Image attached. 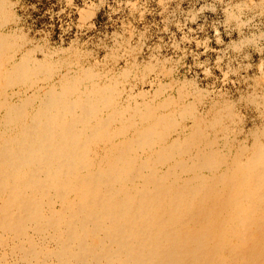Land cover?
I'll return each instance as SVG.
<instances>
[{
  "label": "rangeland",
  "instance_id": "rangeland-1",
  "mask_svg": "<svg viewBox=\"0 0 264 264\" xmlns=\"http://www.w3.org/2000/svg\"><path fill=\"white\" fill-rule=\"evenodd\" d=\"M70 85L78 109L49 100L42 115L59 126L77 117L72 125L88 130L83 157L63 187L45 176L53 189L28 210L8 209L0 194V264L187 257L184 234L205 218L215 235L198 261L264 264V0H0V149L31 124L45 94ZM16 106L24 118L14 128ZM30 128L40 141V127ZM101 174L107 187L92 182ZM81 208L98 211V229L88 223L67 237L66 215ZM114 219L123 237L110 244Z\"/></svg>",
  "mask_w": 264,
  "mask_h": 264
},
{
  "label": "bare ground",
  "instance_id": "bare-ground-1",
  "mask_svg": "<svg viewBox=\"0 0 264 264\" xmlns=\"http://www.w3.org/2000/svg\"><path fill=\"white\" fill-rule=\"evenodd\" d=\"M74 65V64H73ZM80 68V67H79ZM77 69V68H76ZM70 70V69H69ZM68 71V70H67ZM97 76V75H95ZM74 77V76H73ZM81 78V77H80ZM90 78V77H89ZM92 78V77H91ZM84 79V78H83ZM94 79V78H93ZM81 80V79H79ZM92 80V79H91ZM55 82V81H54ZM79 83V82H78ZM75 84V83H73ZM68 86V84H67ZM81 86V85H80ZM84 86V85H83ZM71 87V85H70ZM69 87V88H70ZM77 87V86H76ZM79 87V86H78ZM4 88V87H3ZM65 88V87H63ZM62 89V88H60ZM87 89V88H85ZM63 90V89H62ZM97 90V89H96ZM103 90V89H102ZM112 90V89H111ZM45 91V90H44ZM83 91V90H82ZM100 91V90H99ZM105 92V91H104ZM59 93H63V94H59ZM54 96L51 94H45L46 98H44V100H42L40 107L36 108L35 112H34V116L31 118L32 122H31V127H33V130L35 126H39V130L38 132L41 134L40 136V141L39 140H34V134L32 135L33 131L30 128L29 124H16L19 123L20 120H23L24 116H23V111L21 110V108H19L18 106H16V114L13 116H8L9 117V121H12V124H14V128L15 125L19 127V130L17 131V129H13L12 132L15 134V137H11V139H7L8 141H6V145L0 149V194H4L5 192H7V198L9 199V203H7L8 209H13L15 208L16 203H18V205H20L21 208L23 209H30L31 208V204L33 205L35 203V194L37 193L38 195H47V189H53L49 184L43 182V178L45 176H47L46 178H53V181L51 182L52 184H56L58 185V189L62 186V183H60V178L61 176H64V171L69 168V166H72V164L75 163V161H79L80 158L82 159L83 157V153H81V155L79 154L80 146L83 145L82 140H84V135L86 133V129H84V126H82L81 128L77 129L76 127H74L72 124H77V120H75L76 118L71 120H67L65 122H63L61 124V120L59 118V122H60V126L55 124L56 119L53 118H45L46 116L42 115V111L44 112L45 110H48L49 108H53L52 105L48 103L49 100H54L56 103V107L62 105L63 103H66L68 106H63L61 107L62 110H65L66 108L69 109H78V107H75L71 104V98L74 99V94L75 91L73 89V87H71L68 91L63 90V91H55ZM99 94V93H98ZM104 94V93H103ZM100 94V95H103ZM15 95V94H14ZM44 95V97H45ZM118 95V94H117ZM49 96V97H48ZM104 96V95H103ZM48 97V98H47ZM55 97V98H54ZM84 98V97H83ZM88 98V97H87ZM86 98V100H87ZM100 98V97H99ZM48 101V102H47ZM77 102V101H76ZM81 102V101H80ZM89 102V101H88ZM91 102V101H90ZM104 102V101H103ZM26 103V102H25ZM61 103V104H59ZM75 103V102H74ZM95 104V103H93ZM85 105V104H84ZM87 105V103H86ZM90 105V104H89ZM80 107V105H78ZM91 106V105H90ZM83 108V114L82 116L89 118H93L94 114L91 113V111H93L94 109L91 108H86V107H82ZM100 108V107H99ZM107 108V107H106ZM98 110V108H96ZM96 109L94 111H96ZM62 110H58V112L61 114L60 111ZM52 111V110H51ZM80 111V110H79ZM78 111V112H79ZM99 111V110H98ZM26 112V111H25ZM82 112V109L81 111ZM29 113V112H28ZM66 113V112H65ZM76 113V112H75ZM32 114V113H31ZM48 114V113H47ZM67 114L72 115L70 112L67 111ZM81 115V114H80ZM93 115V116H92ZM98 115V114H97ZM100 115V114H99ZM102 115V114H101ZM30 116V115H29ZM64 116V115H63ZM182 116V115H181ZM20 117V118H19ZM73 117V116H72ZM95 117V116H94ZM99 117V116H97ZM83 118V117H82ZM66 119V118H65ZM4 120V119H3ZM87 120V119H86ZM2 121V120H0ZM88 121V120H87ZM102 121V120H100ZM86 122V121H85ZM90 122V121H89ZM87 122V123H89ZM106 122V121H105ZM6 123V121L4 122ZM58 123V121H57ZM80 123V122H79ZM78 123V124H79ZM99 123V122H98ZM104 123V120H103ZM107 123V122H106ZM50 124V125H49ZM101 124V123H100ZM211 124V123H210ZM8 125V124H7ZM73 126V127H70ZM103 125V124H102ZM12 126V127H13ZM51 126V127H50ZM100 126V125H99ZM7 128V127H5ZM86 128V127H85ZM90 128L94 129L95 128V122H91L90 123ZM89 128V130H90ZM98 128V127H97ZM78 130V133L76 134ZM36 131V130H35ZM75 131V132H73ZM110 131V130H109ZM90 132V131H89ZM134 132V131H133ZM165 132V131H164ZM17 133V134H16ZM75 133V135H74ZM94 133V131H93ZM80 135V137H79ZM53 136V137H51ZM75 136V137H73ZM206 136V135H205ZM6 137V136H4ZM39 137V136H38ZM86 137V136H85ZM91 137V135H90ZM207 137V136H206ZM8 138V136H7ZM87 138V137H86ZM211 139V138H210ZM88 140V139H87ZM86 140V141H87ZM37 141V142H36ZM209 141V140H208ZM211 142V141H210ZM86 143V142H85ZM4 145V144H3ZM2 146V145H1ZM166 146V145H165ZM217 146V145H216ZM173 147V146H172ZM176 148V147H174ZM179 149V146H178ZM172 151V150H171ZM97 152V151H96ZM133 153V152H132ZM142 153V152H141ZM113 154V153H112ZM180 154V153H179ZM80 155V156H79ZM140 155V154H139ZM204 155V154H203ZM96 156V155H95ZM113 156V155H112ZM135 156V154H134ZM78 157V158H77ZM172 157V156H171ZM8 158V159H7ZM137 158V157H136ZM198 158V157H197ZM7 159V160H6ZM207 159V158H206ZM73 161V162H72ZM84 161V159H83ZM197 161V160H196ZM127 162V161H126ZM130 162V161H129ZM183 162V161H182ZM139 163V162H138ZM149 163V162H148ZM174 163V162H173ZM78 164V163H76ZM82 164V163H81ZM80 164V165H81ZM117 164V163H116ZM136 164V163H135ZM193 164V163H191ZM84 165V164H83ZM128 165H131L128 163ZM138 165V164H137ZM166 165V164H165ZM85 166V165H84ZM141 166V165H140ZM143 166V164H142ZM157 166V165H156ZM162 166V165H161ZM185 166V165H183ZM75 167V166H74ZM116 167V166H115ZM134 167V166H133ZM137 167V166H136ZM145 167V166H144ZM172 167V166H171ZM193 167V166H192ZM204 167V166H203ZM72 168V167H71ZM122 168V167H121ZM125 168V167H124ZM158 168V167H157ZM76 169V168H75ZM83 169V168H82ZM95 169V168H94ZM109 168H106L105 170H108ZM133 170V168H131ZM142 169V167L140 168ZM139 169V171H140ZM68 170V169H67ZM111 170V169H110ZM128 170V169H127ZM146 170V169H145ZM76 171V170H75ZM81 171V170H80ZM84 171V170H83ZM82 171V172H83ZM86 171V170H85ZM88 171V170H87ZM94 171V170H93ZM124 171H126L124 169ZM138 171V170H137ZM144 171V170H143ZM142 171V172H143ZM148 171V169H147ZM156 171V170H155ZM91 172V171H90ZM100 172V171H99ZM112 172V170H111ZM136 172V171H135ZM169 172V171H168ZM77 172H74V174ZM86 173V172H85ZM108 173V171H107ZM106 173V174H107ZM119 173V172H118ZM123 173V170H122ZM139 173V172H138ZM144 173V172H143ZM148 173V172H146ZM152 173V172H151ZM158 173V172H157ZM67 174V173H66ZM79 174V173H78ZM82 174V173H81ZM92 174V173H91ZM95 174V173H94ZM93 174V175H94ZM105 174V175H106ZM110 174V173H109ZM112 174V173H111ZM130 174V173H129ZM113 175V174H112ZM115 175V173H114ZM135 175V174H133ZM138 175V174H137ZM136 175V176H137ZM141 175V174H140ZM165 175V174H164ZM178 175V174H177ZM192 175V174H191ZM196 175V174H195ZM101 176V177H100ZM100 179H92L93 183H99V184H103L105 185V187L108 186L107 181H103L102 180V174L100 175ZM127 176V175H126ZM145 176V175H144ZM66 177V176H64ZM81 177V176H80ZM91 177V176H90ZM97 177V176H96ZM117 177V176H116ZM142 177V176H141ZM146 177V176H145ZM177 177V176H176ZM181 177V176H179ZM78 178V177H77ZM124 178V177H123ZM127 178V177H126ZM150 178V177H149ZM161 178V177H160ZM163 178V177H162ZM169 178V177H168ZM167 178V179H168ZM174 178V177H173ZM186 178V177H185ZM56 179V180H55ZM74 179V178H73ZM110 179H111V175H110ZM116 179V178H114ZM119 179V178H118ZM143 179V178H142ZM151 179V178H150ZM155 179V178H154ZM170 179V178H169ZM189 179V178H188ZM62 180V179H61ZM79 180V179H78ZM86 180V179H85ZM84 180V181H85ZM123 180V179H122ZM157 180V179H156ZM159 180V179H158ZM51 180H49L50 182ZM71 181V179H70ZM69 181V182H70ZM125 181V179H124ZM170 181V180H169ZM173 181V180H172ZM68 182V183H69ZM73 182V181H72ZM113 182V179H112ZM135 182V181H134ZM137 182V181H136ZM139 182V181H138ZM142 182V181H141ZM156 182V181H155ZM161 182H163L161 180ZM66 183V180L64 181V184ZM74 183V182H73ZM129 183V182H128ZM179 183V182H178ZM75 184V183H74ZM78 184V183H77ZM110 184V183H109ZM154 184V183H153ZM169 184V183H168ZM173 184V183H172ZM55 185V186H56ZM66 185V184H65ZM119 185V184H118ZM124 185V184H122ZM161 185V184H160ZM70 186H74L71 185ZM121 186V185H120ZM163 186V185H162ZM171 186V185H170ZM179 186V184H178ZM63 187V186H62ZM104 187V186H103ZM111 187V186H110ZM142 190L143 189V186ZM165 187V186H164ZM100 188V187H99ZM112 188L114 189L113 185ZM73 189V188H72ZM93 189V188H92ZM123 189V188H122ZM71 190V189H70ZM111 190V189H110ZM141 190V189H140ZM169 190V188H168ZM173 190V189H171ZM175 190V189H174ZM62 191V190H61ZM80 191V190H79ZM78 191V192H79ZM108 191V190H107ZM178 191V190H177ZM51 192V191H50ZM66 192V191H65ZM68 192V191H67ZM105 192V189L103 190V193ZM110 192V191H109ZM122 192V191H121ZM124 192V191H123ZM128 192V191H127ZM126 192V193H127ZM171 192V191H170ZM106 193V192H105ZM138 193V192H136ZM135 193V194H136ZM174 193V192H173ZM57 194V193H56ZM67 194V193H66ZM82 194V193H81ZM100 194V193H99ZM58 195V194H57ZM61 195V194H60ZM69 195V194H68ZM78 195V194H77ZM88 195V194H87ZM94 195V194H93ZM98 195V194H97ZM96 195V196H97ZM101 195V194H100ZM105 195V194H104ZM107 195H109L107 193ZM118 195V194H117ZM135 196V195H134ZM243 196V195H242ZM109 197V196H108ZM175 197V196H174ZM4 198V197H3ZM2 198V199H3ZM49 198V197H48ZM95 198V197H94ZM102 198V197H101ZM105 198V197H104ZM116 202L120 203L122 201H124L125 199V194L122 195H118L117 196ZM123 199V200H122ZM43 200V199H42ZM78 200V199H77ZM107 200V199H106ZM245 200V199H244ZM84 201V200H83ZM86 201V200H85ZM89 201V200H88ZM87 201V202H88ZM114 201V200H113ZM241 201V200H240ZM100 202V201H99ZM109 202V201H108ZM135 202V201H134ZM73 203V202H72ZM80 203V202H79ZM83 203V202H82ZM91 204V203H90ZM101 204V203H100ZM103 204V203H102ZM2 205V204H1ZM82 205V204H81ZM237 205V204H236ZM171 206V205H170ZM239 206V205H238ZM241 206V205H240ZM91 207V206H89ZM110 207V206H109ZM77 208V206L75 207ZM97 208V207H96ZM194 208V206H193ZM159 209V208H157ZM197 209V207H196ZM198 210V209H197ZM35 211V210H34ZM33 211V212H34ZM75 214H77V217H75V214H68L66 215V220H69V218L73 219L72 225L69 227V230L66 231V236L70 238H72V233L71 231L76 228V227H83L85 225H87L88 223L90 224V227L92 229L97 230L98 227H96V217H97V210H92L89 208H81L75 210ZM116 211V210H115ZM161 211V210H160ZM196 211V210H195ZM239 211V210H238ZM237 211V212H238ZM21 212V211H20ZM108 212V211H107ZM235 213V212H234ZM10 214V213H9ZM156 214V213H155ZM201 214V213H199ZM202 215V214H201ZM12 216V215H11ZM10 216V217H11ZM157 216V215H156ZM234 216V215H233ZM188 217V216H187ZM195 217L198 219V214L195 215ZM240 217V215H239ZM189 218V217H188ZM201 220H203L201 217L199 218ZM206 219V218H205ZM204 222H198L197 220H193L192 224L194 227H196L197 225L199 226L198 228H194V230H204V232H202V238L200 237V233H197L196 231L192 230L193 226H187V228H189L190 231L189 234H184V239L186 244H189V246L191 247L189 255L187 257H184L181 253H177V251H172L171 252V257L167 254L164 253H160L158 255V257H155V255L152 258H141L142 256L136 255L138 264H142L144 263V261L146 262H150L149 264H177L179 263V260L181 259H187L190 260V262H194L195 264H203L204 261L203 260H197V258H200L202 253L205 252V250L202 252V248L205 247V244L208 242L210 243L211 240H213V236L215 235V233H213L212 231H210V229L207 228V222L208 220H205ZM192 220V219H191ZM41 221V219H40ZM49 221V220H48ZM115 222L114 224V228L113 232L110 231L109 234L106 235V238L108 240V243L112 244L115 239H119L121 236L123 237V224L120 219H114L113 220ZM189 221V219H188ZM5 222V221H4ZM42 222V221H41ZM51 223H55L56 221H53ZM187 223V222H186ZM239 224V223H238ZM96 227V228H95ZM84 228V227H83ZM46 229V228H45ZM44 230V229H43ZM65 237V236H64ZM83 237V236H82ZM125 238V236H124ZM228 238V237H227ZM69 239V238H68ZM106 240V241H107ZM232 243V242H231ZM199 246L198 249H196L195 247ZM124 249H128V245H125ZM227 252V251H226ZM248 252V251H247ZM107 252L104 251V254H106ZM175 254H177L178 256H174ZM204 255V254H203ZM189 262V263H190ZM217 262V260H216ZM246 262V261H245ZM147 263V264H148ZM218 264H225V260H220V262H217Z\"/></svg>",
  "mask_w": 264,
  "mask_h": 264
}]
</instances>
